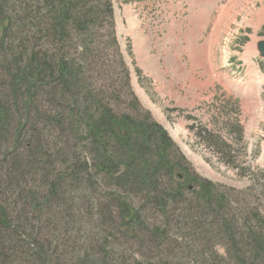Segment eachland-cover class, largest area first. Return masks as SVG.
I'll return each instance as SVG.
<instances>
[{"label":"trees","instance_id":"obj_1","mask_svg":"<svg viewBox=\"0 0 264 264\" xmlns=\"http://www.w3.org/2000/svg\"><path fill=\"white\" fill-rule=\"evenodd\" d=\"M114 2L0 0V260L5 248L18 253L27 246L32 264H54L35 247V224L89 197L103 207L100 197L110 192L103 210L115 208L111 216L149 242L167 244L183 205L185 230L213 222L236 255L244 227L246 254L231 262L264 264V231L249 227L244 212L230 213L221 187L196 174L140 103L116 34ZM200 132L224 164L251 177L248 189H229L234 203L247 199L258 175L237 162L223 139ZM149 206L161 211L164 224L150 225L143 214Z\"/></svg>","mask_w":264,"mask_h":264},{"label":"rangeland","instance_id":"obj_2","mask_svg":"<svg viewBox=\"0 0 264 264\" xmlns=\"http://www.w3.org/2000/svg\"><path fill=\"white\" fill-rule=\"evenodd\" d=\"M114 4L116 34L143 108L162 125L196 174L221 187L230 213L244 212L251 220L249 227L263 233L257 217L264 222V78L259 68L260 63L264 66L259 50L264 42V0H115ZM200 130L223 139L236 150L237 162L258 175L247 199L234 203L237 195L233 197L229 189H248L251 177L239 176L224 164ZM240 136L242 140L237 139ZM109 193L100 197L104 206L110 202ZM89 199L35 224V247L54 264H233L232 258L246 254L244 227L237 230L241 250L235 255L229 237L213 222L185 230L188 212L183 205L169 228L171 239L164 244L149 242L138 229L132 233L123 228L121 220L111 216L115 208L103 210ZM143 214L150 225L166 221L151 206ZM26 249L17 253L5 248L0 264H32L25 255L30 257L34 249L29 248L32 253Z\"/></svg>","mask_w":264,"mask_h":264},{"label":"water","instance_id":"obj_3","mask_svg":"<svg viewBox=\"0 0 264 264\" xmlns=\"http://www.w3.org/2000/svg\"><path fill=\"white\" fill-rule=\"evenodd\" d=\"M259 50H260V52H262L263 55H264V42L259 43Z\"/></svg>","mask_w":264,"mask_h":264},{"label":"bare ground","instance_id":"obj_4","mask_svg":"<svg viewBox=\"0 0 264 264\" xmlns=\"http://www.w3.org/2000/svg\"><path fill=\"white\" fill-rule=\"evenodd\" d=\"M40 6V5H39ZM18 15V14H17ZM227 18V17H226ZM222 21V20H221ZM217 28V27H216ZM218 38V37H217ZM69 67V66H68ZM28 88V87H27ZM224 189V188H223ZM241 192V191H240ZM262 200V199H261ZM249 203V202H248ZM264 204V203H263ZM117 213V212H116Z\"/></svg>","mask_w":264,"mask_h":264},{"label":"crops","instance_id":"obj_5","mask_svg":"<svg viewBox=\"0 0 264 264\" xmlns=\"http://www.w3.org/2000/svg\"><path fill=\"white\" fill-rule=\"evenodd\" d=\"M263 157V156H262Z\"/></svg>","mask_w":264,"mask_h":264}]
</instances>
